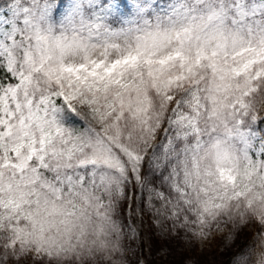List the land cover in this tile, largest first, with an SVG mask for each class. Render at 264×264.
Wrapping results in <instances>:
<instances>
[{
  "label": "snow or ice",
  "instance_id": "snow-or-ice-1",
  "mask_svg": "<svg viewBox=\"0 0 264 264\" xmlns=\"http://www.w3.org/2000/svg\"><path fill=\"white\" fill-rule=\"evenodd\" d=\"M0 264H264V0H0Z\"/></svg>",
  "mask_w": 264,
  "mask_h": 264
}]
</instances>
